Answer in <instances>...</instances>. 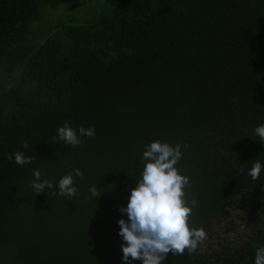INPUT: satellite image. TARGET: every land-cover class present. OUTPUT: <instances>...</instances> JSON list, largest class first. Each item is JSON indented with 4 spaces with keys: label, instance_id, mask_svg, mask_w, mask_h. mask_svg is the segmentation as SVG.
Wrapping results in <instances>:
<instances>
[{
    "label": "trees",
    "instance_id": "16d2710c",
    "mask_svg": "<svg viewBox=\"0 0 264 264\" xmlns=\"http://www.w3.org/2000/svg\"><path fill=\"white\" fill-rule=\"evenodd\" d=\"M66 121L95 137L54 141ZM261 124L264 0H0V264H127L119 209L156 140L181 144L189 226L207 234L162 264H255ZM76 168L73 197L31 187L34 169L58 185Z\"/></svg>",
    "mask_w": 264,
    "mask_h": 264
},
{
    "label": "clouds",
    "instance_id": "9594fccd",
    "mask_svg": "<svg viewBox=\"0 0 264 264\" xmlns=\"http://www.w3.org/2000/svg\"><path fill=\"white\" fill-rule=\"evenodd\" d=\"M259 137L260 143L264 144V124L254 130ZM94 138L95 129L92 127L72 128L69 122H65L57 130V135L52 139L64 144H70L72 148L80 145V137ZM23 147L27 148L25 141ZM181 144L175 146L159 140L153 141L146 146L143 152L145 161L143 170L140 172L136 187L131 190L127 207L121 206L122 213H127L128 220L120 219L119 235L126 243L122 245V259L131 264L133 260H141L143 264H162L169 253L183 255L187 249L188 254L197 250L199 244L207 239L203 228L189 226V217L198 200L194 193H187L191 187L188 176L182 175L177 167L182 159ZM183 147L187 148L185 144ZM15 163L18 165L31 164L33 156H25L23 152L14 154ZM8 160L13 159V154H7ZM262 164L257 159L248 171V175L257 180L260 177ZM79 168L63 176L58 185L52 181H41V171L33 170L35 179L31 182L35 194H40L46 189L58 186L59 191H52V195L73 197L77 192L74 186V176L83 177ZM92 197H100L101 191L96 185L89 188ZM190 201V203H189ZM255 264H264V247L256 250Z\"/></svg>",
    "mask_w": 264,
    "mask_h": 264
},
{
    "label": "rangeland",
    "instance_id": "374dc122",
    "mask_svg": "<svg viewBox=\"0 0 264 264\" xmlns=\"http://www.w3.org/2000/svg\"><path fill=\"white\" fill-rule=\"evenodd\" d=\"M88 6H90V7H91L92 5H91V4H88ZM93 7H94V5H93ZM80 13H83V14H85V13H84V9H83V11H82V12H80ZM76 15H77V14H76Z\"/></svg>",
    "mask_w": 264,
    "mask_h": 264
}]
</instances>
